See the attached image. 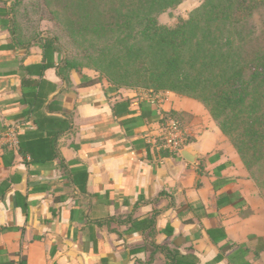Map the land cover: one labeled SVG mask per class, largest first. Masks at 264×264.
<instances>
[{"label": "crops", "instance_id": "obj_1", "mask_svg": "<svg viewBox=\"0 0 264 264\" xmlns=\"http://www.w3.org/2000/svg\"><path fill=\"white\" fill-rule=\"evenodd\" d=\"M19 6L0 0V262L264 264V199L207 110L46 65ZM169 111L179 156L144 139Z\"/></svg>", "mask_w": 264, "mask_h": 264}, {"label": "trees", "instance_id": "obj_2", "mask_svg": "<svg viewBox=\"0 0 264 264\" xmlns=\"http://www.w3.org/2000/svg\"><path fill=\"white\" fill-rule=\"evenodd\" d=\"M180 1L78 0L77 7L88 10L86 21L98 30L95 33L98 37L115 34L113 38L125 42L123 35L135 26L137 36L145 37L155 46L162 66L159 73V69L150 72L142 68L141 56L130 48L128 53L138 63L137 73L144 71L142 74L159 76L150 83L145 78L129 80L125 86L120 80V85L111 80L115 87L134 90L137 85L149 86L153 92L168 90L199 102L233 146L244 168L251 172L255 161L264 160V52L256 49L246 55L242 27L251 18L247 4L263 0H204L196 14L180 20L174 27L157 25L155 16ZM37 42L43 59L48 61L46 65H50L53 55H58L54 41ZM188 52L190 57L184 58ZM61 60L63 70H81L70 60ZM185 64L193 72V79L172 78ZM160 115L157 121L161 126L172 119L183 127L176 112ZM257 188L260 190L259 185ZM0 264L15 263L4 260Z\"/></svg>", "mask_w": 264, "mask_h": 264}, {"label": "rangeland", "instance_id": "obj_3", "mask_svg": "<svg viewBox=\"0 0 264 264\" xmlns=\"http://www.w3.org/2000/svg\"><path fill=\"white\" fill-rule=\"evenodd\" d=\"M203 2L204 0H181L179 4L155 16L157 25L172 28L180 20L185 21L196 14ZM77 3L78 0H20L17 13L21 23L26 27V32L35 34L37 41L40 39L54 41L58 58L68 59L77 68L94 72L99 80L102 79L112 86L114 85L111 80L118 83L121 81L125 86V82L129 83V80L145 78L150 83V80L159 76V74H142L144 71L136 72L138 63L129 55V48L141 56L142 68L150 72L159 69V73L162 66L160 67V58L156 55L154 44L145 37L137 36L135 26L123 35L126 38L125 42L113 38L115 34L105 38L98 37L95 35L98 30L88 25L86 21L88 10L77 7ZM246 10L249 11L251 18L242 30L245 35L243 45L248 56L256 49L264 52V0L248 3ZM91 15H93L92 10ZM229 29L230 26L227 27L226 32ZM118 36L122 40V36ZM186 57H190L189 52L184 58ZM181 67L179 73L174 74L172 78L192 80L193 72L186 64ZM120 72H123L122 75H119ZM134 90L148 94L149 92L161 95L173 93L168 90L153 92L149 86L141 85L135 86ZM250 171H247L249 179L256 188L257 185L260 186V190L259 188L257 190L259 195L264 196V160L260 163L255 161ZM254 180L258 182L257 185Z\"/></svg>", "mask_w": 264, "mask_h": 264}, {"label": "built area", "instance_id": "obj_4", "mask_svg": "<svg viewBox=\"0 0 264 264\" xmlns=\"http://www.w3.org/2000/svg\"><path fill=\"white\" fill-rule=\"evenodd\" d=\"M148 100L154 105H160L163 96L159 93H150ZM19 125L15 124L8 129L7 139L13 144L16 143V134L19 129ZM145 143L150 149L154 151L167 152L173 156H179L183 146L186 143L187 135L183 127L169 119L154 135H147L144 137Z\"/></svg>", "mask_w": 264, "mask_h": 264}]
</instances>
